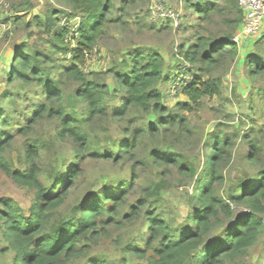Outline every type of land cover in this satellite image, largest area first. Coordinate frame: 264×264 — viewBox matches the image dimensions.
Instances as JSON below:
<instances>
[{
	"label": "trees",
	"instance_id": "1",
	"mask_svg": "<svg viewBox=\"0 0 264 264\" xmlns=\"http://www.w3.org/2000/svg\"><path fill=\"white\" fill-rule=\"evenodd\" d=\"M62 1L69 5L70 16L79 18L72 34L68 36V27L59 24L54 9L43 16L33 15L27 25L34 26L48 49L39 46L29 49L26 44L21 45L11 59L6 78L9 82L18 80L38 89L26 109L30 115L26 127L22 128L15 120L17 133L26 134L29 127L41 119L54 121V137L61 141L65 137L71 138L76 156L86 154L77 163L73 161L67 165L69 158H64L60 167L52 166L46 173L49 183L44 185L36 162L42 140L26 141L15 154L6 156L13 134H0V172L32 191L31 203L26 207L16 205L13 200L0 201V232L7 243L5 248L14 252L12 264H67L79 255V245L84 240H91L108 227H124L125 222L131 226L137 224L138 234L144 228L146 231L143 241V235L137 234V242L130 243V249L126 245L122 264H237L239 258L248 256L257 244L264 248V160L261 158L263 148L257 140L245 133L241 138L246 142L245 151L238 154L235 161L233 138L221 131L207 133L205 147L210 149V156L201 169L173 147L166 149L168 151L164 149L180 137L201 138L189 127L181 110L190 112L205 97L221 96L223 79L221 75H212L213 71L218 66L231 65L241 57L240 47L233 41L243 17L238 0H222V3L211 0L194 5L201 18V28L194 43L179 46V51L174 54L178 63L170 69L168 76L161 52L139 47L127 49L107 71L87 68L104 28L121 19L111 17L116 0ZM126 1L134 0H122V3ZM214 14L225 27L220 35L206 33V28L202 27L204 22L213 19ZM256 41L263 43L264 34ZM52 54L65 59L66 64L51 66ZM242 66L250 73H264V49L260 53L255 49V52L243 54ZM109 74L114 81L112 89L107 82ZM185 75L188 77L184 78ZM163 81L174 84L178 81L177 88L186 98V101H177L175 111H168L161 102L159 85ZM118 93H123L119 96L120 105L110 109L118 120H122L130 108L166 115L146 126L124 129L130 135L110 140V148L102 153L90 143L93 133L88 125L106 112L107 97L110 95L111 99ZM20 96L16 98L22 100ZM78 104L84 107L77 109ZM2 114L8 118L0 105ZM2 126L14 128L3 119L0 120V128ZM144 133L151 140L158 139V143L149 151L148 159L143 160L137 158L134 149ZM86 155L110 159L115 164L129 162V173L117 187L91 181L84 194L68 204L70 190L82 173ZM230 162L233 171L237 172L235 178L224 173ZM240 162L257 169L254 173L250 170L249 173L244 170L238 173ZM144 163L149 168L172 165L179 175L192 180L194 192L189 193L188 201L194 209L187 212L183 221L174 215L167 218L158 211L165 204L161 192L170 186L162 178L151 182L144 190L145 194L129 198V193H134L138 166ZM63 164L67 166L63 167ZM221 186L226 188L220 193ZM238 205H243L248 212L229 221L215 235L217 229L214 228L233 219ZM215 236L218 237L212 239ZM84 264L108 263L103 257H94ZM248 264H264V249L261 258Z\"/></svg>",
	"mask_w": 264,
	"mask_h": 264
},
{
	"label": "rangeland",
	"instance_id": "2",
	"mask_svg": "<svg viewBox=\"0 0 264 264\" xmlns=\"http://www.w3.org/2000/svg\"><path fill=\"white\" fill-rule=\"evenodd\" d=\"M209 1L211 0H134L122 3V0H116V6L111 11V17H120L121 19L118 22H110L104 28L101 36L97 39V45L94 47L91 57L88 56L90 66L87 68L92 67L96 71H107L117 58L120 59L123 56L127 49L139 47L161 52L164 56L165 71L168 76L170 69L175 68L178 63L179 59L174 54L179 51V46H189L194 43L201 28V18L194 9V5ZM217 1L222 3V0ZM158 2H161L165 8L172 9L175 16L160 18L154 15L152 7ZM53 9L56 10L59 24L68 27V36H70L71 31L76 28L79 18L70 16L71 10L66 2L62 0H0V22H5L9 27L8 31L0 34V105L8 114L7 119L4 114L0 115V120L3 119L14 127L2 126L0 134L4 132L13 134L5 151L6 156L15 154V151L20 149L26 141L37 138L42 140L43 143L38 145L36 162L40 169V181L44 185L49 183L46 173L52 166L60 167L64 158L65 160L69 158L67 165L73 161L77 163L86 152H83L81 157L76 156V147L71 138L65 137L62 141L56 139L53 135L56 122L47 119L38 120L29 127L26 134L17 133L15 120H18L22 128L26 127V121L30 117L26 109L35 99V93L38 89L32 84H25L18 80L9 82L6 74L12 63L11 59L16 56L15 51L21 45L26 44L29 49L33 46H39L44 50L48 49V45L44 44L43 38L36 32L34 26H28L27 23L33 15L43 16ZM213 16V19L210 22H204L202 27L206 28V33L212 32L215 35H220L225 27L219 23L217 14ZM263 34L264 23L258 35L240 40L238 45L241 57H238L236 62H232L231 65L218 66L213 71L212 75H221L223 79L221 96L205 97L200 105L190 112L181 110V113H184L188 120L189 127L195 129L201 138L198 136L196 138L194 136L191 138L180 137L169 146L165 145V150H170L173 147L175 151L182 154L184 158L193 161L194 165L201 169L203 163L210 156V149L205 147V138H207L206 134L212 131H221L226 136L233 138L235 143L232 153L235 161L236 157L240 156L238 154L245 151L246 142L241 140L245 133H248L252 140H257L259 146L264 149V73H250L248 68L242 66L243 54L248 51L255 52V49L259 53L263 51L264 42L260 43L259 40L255 42L257 37ZM29 43L32 44L29 45ZM51 56L53 59V62H50L51 66L66 64V60L59 59L57 54ZM253 67L254 64L251 65V68ZM107 82L110 89L114 88V81L110 74L107 75ZM176 84L178 81L175 84L163 81L159 85L162 92L161 102L168 108V111L177 110L175 107L178 100L186 101ZM121 94L123 95V93ZM121 94L118 93L111 99L109 95L106 99L108 103L106 112L95 117L88 125L90 133H93L90 135V143L94 145V149L102 150V153L110 148L108 146L110 140L124 139L130 135V133H125L124 129L146 126L166 115L160 116L159 113H146L140 109L130 108L124 114L123 119L118 120L112 116L110 109L115 105H120L119 96ZM17 95H21L22 100L16 98ZM24 95L26 98H23ZM83 107V104H78L77 109L81 110ZM157 143L158 139L151 140L149 135L144 133L136 145L134 153L139 159H148L149 151ZM263 149L261 158L264 160ZM86 156L82 162V173L70 190L68 204H72L78 197H81L91 181L117 187L129 173V162L115 164L110 159ZM230 164L231 162L225 167L224 173L235 178L237 172L233 171ZM67 165L63 164V167ZM238 165L237 167L240 168L238 173L243 170L245 173H249L248 170L254 173L257 169L256 166L248 167L247 164L241 162ZM159 178L166 180L170 186L161 192L165 204H162L158 211L167 218L174 215L183 221L187 212L194 209V205L188 201L189 193L194 192L192 180L179 175L172 165L167 168L157 165L149 168L146 163L140 164L134 193H129V198L138 194H145L146 191L144 190L150 186V183ZM225 188V186H221L219 192L221 193ZM5 199L15 201L16 205L20 207H26L31 203L32 191L19 186L9 176L0 172V201ZM234 212L235 217L233 219H228L225 223L223 222L214 228L217 229L214 232L215 235H218L219 229L226 227L230 223L229 221L232 222L234 218L248 212V210L243 205H238ZM130 226V223L125 222L124 227H108L103 232L93 236L91 240L89 238L84 240L79 245V255L73 257L67 264H84L87 259L94 257H103L108 264H122L126 245L130 249L132 247L130 243L137 242L135 240L138 237L137 224ZM145 231L146 228L139 233L143 235L141 236L142 241ZM5 247H7V243L3 240L0 232V264H12L14 252ZM263 249L260 244H257L250 249L248 256H241L237 264H248L261 258Z\"/></svg>",
	"mask_w": 264,
	"mask_h": 264
},
{
	"label": "built area",
	"instance_id": "3",
	"mask_svg": "<svg viewBox=\"0 0 264 264\" xmlns=\"http://www.w3.org/2000/svg\"><path fill=\"white\" fill-rule=\"evenodd\" d=\"M238 5L243 12V17L239 31L233 36V41L237 44L241 42L242 38L253 37L260 33L264 23V0H238ZM152 8L153 14L157 17L172 18L175 16L173 10L165 8L161 2ZM8 29L5 22H0V34Z\"/></svg>",
	"mask_w": 264,
	"mask_h": 264
}]
</instances>
